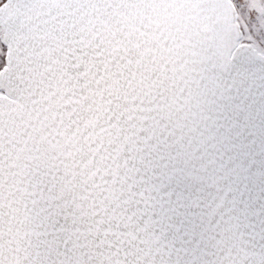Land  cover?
Returning <instances> with one entry per match:
<instances>
[{
  "label": "snow or ice",
  "instance_id": "obj_1",
  "mask_svg": "<svg viewBox=\"0 0 264 264\" xmlns=\"http://www.w3.org/2000/svg\"><path fill=\"white\" fill-rule=\"evenodd\" d=\"M0 264H264V0H0Z\"/></svg>",
  "mask_w": 264,
  "mask_h": 264
}]
</instances>
